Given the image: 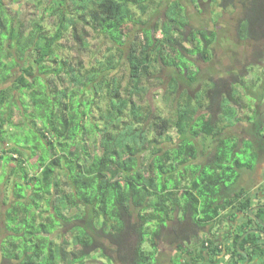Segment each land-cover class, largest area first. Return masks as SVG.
Segmentation results:
<instances>
[{"label": "trees", "instance_id": "trees-1", "mask_svg": "<svg viewBox=\"0 0 264 264\" xmlns=\"http://www.w3.org/2000/svg\"><path fill=\"white\" fill-rule=\"evenodd\" d=\"M207 1L239 11L238 41L264 43V0ZM36 2L25 23L0 0V189L8 197L0 264H86L94 255L160 264L173 247L180 255L171 264L215 262L224 249L201 234L256 221L250 196L235 188L239 170L264 155V113L245 104L246 93L260 91L246 84V66L202 80L197 62L214 59L219 37L216 27L193 25L186 5L202 13L206 0ZM151 15L159 22L150 27ZM152 27L159 38L142 36ZM89 32L110 47L86 68L78 53L91 48ZM64 40L76 58L63 56ZM252 59L263 62L264 48ZM165 68L176 103L166 115L137 102ZM241 122L252 137L229 133ZM242 230L232 249L244 264V252L251 260L264 250L259 233L242 239L252 229Z\"/></svg>", "mask_w": 264, "mask_h": 264}, {"label": "rangeland", "instance_id": "rangeland-1", "mask_svg": "<svg viewBox=\"0 0 264 264\" xmlns=\"http://www.w3.org/2000/svg\"><path fill=\"white\" fill-rule=\"evenodd\" d=\"M5 5L7 6L9 13L12 16H17L19 20L24 21L25 23H28V20L31 19V17H34L38 13L37 8V2L36 0H22L19 3L12 2L10 0H5ZM188 8L190 19L192 20V24L197 27H210L214 28L216 27L217 33H218V42L213 47L214 49V59L210 63H204L202 61L197 62V66L201 69L202 80H205L207 77H210L209 73H213L215 76L218 74V76L223 75L225 70L228 67H231L232 65H235V67H238L240 70L243 68V66L247 67L248 75L246 76V84L248 86H253L256 84V88L259 85L257 81V78H260L262 80L264 78V62H257L255 59H252L253 53L256 52V50L264 48V43H258L257 45L251 44L248 42H240L237 40L236 37V17L239 13L238 12H222L221 9L217 7H211L209 2L206 0V2L201 3V9L202 13H198V10L191 4L186 5ZM221 13L222 17L218 18L217 15ZM148 20L150 21V27L153 23H158L159 18L154 17L151 15V18L148 17ZM214 21H217L216 24H214ZM141 29V28H140ZM139 28L136 29L135 32H141ZM87 31H91L87 28ZM146 33L154 34L158 38L160 37V33L155 34V31L153 30H144L142 32V36ZM88 38L90 39L91 48L89 50H82L78 55L85 61V66L92 67V65H96V59L101 58L103 54L106 53L107 48L110 47L109 43L102 42L97 39L96 36H94L93 32H89ZM65 45V51L63 53V56L66 55V58H68L71 55V58H76L77 53L76 51L69 50V47L74 44L72 41L64 40L63 41ZM75 62V60H72ZM188 65V64H187ZM190 65V64H189ZM118 73H120V77L123 75H127V70L124 66V63L122 67L119 69ZM217 73V74H216ZM173 75V70L170 69H163L160 73H157V77L160 78L162 82H159L158 80H153L148 88L147 92L144 94L143 101L139 100L137 102H141L143 105L150 106L153 110L159 109L160 111L164 112V114H168L173 111V108L175 107L176 103L172 100V97L167 94L168 89V83L170 80V77ZM254 80V81H252ZM60 83V81H59ZM259 89V88H258ZM257 89V90H258ZM252 93H246L247 98L249 99V105L251 109H258L260 112L264 113V105L258 106L254 99L256 97L253 96ZM242 95V94H241ZM252 98V99H251ZM137 99V98H135ZM248 105V104H246ZM247 107V106H246ZM243 115V114H242ZM251 117H254L252 115ZM264 118V116H262ZM253 129V126L249 124L248 122H241L233 129H230L229 133L237 136L240 140L247 139L252 137L251 133L249 131ZM215 143V142H214ZM169 142H166L164 146H168ZM212 145V141L204 142V148L207 149V146L209 147ZM4 167H2V172L0 175V182L1 184H4L5 178L3 175ZM3 189H0V211L4 213V210L6 209L5 204L3 203L4 198H7V195H3ZM11 197V196H10ZM2 238V236L0 237ZM165 245V243H162V246ZM92 261L87 262L86 264H106L107 261L100 259L98 260V257L96 255L93 256ZM97 260V261H96ZM0 262H1V253H0ZM109 264V263H108Z\"/></svg>", "mask_w": 264, "mask_h": 264}, {"label": "crops", "instance_id": "crops-1", "mask_svg": "<svg viewBox=\"0 0 264 264\" xmlns=\"http://www.w3.org/2000/svg\"><path fill=\"white\" fill-rule=\"evenodd\" d=\"M259 88V96L264 100V78L259 82V85L257 88ZM245 104H249V99L245 96ZM257 103V100L253 101ZM201 141H203L201 146L204 145L205 141L211 142L212 140L210 138H200ZM208 147V146H207ZM258 152V151H254ZM261 155V154H260ZM248 167H245L247 169L239 170L241 177L236 185L235 190H245V192L250 196L249 198L252 201V207L253 209H256L253 212L252 218L257 219V213L260 210L264 209V155H261L260 158L253 161L252 163H246ZM251 167V168H249ZM234 190V191H235ZM245 193V194H246ZM246 194V196H247ZM228 212V211H227ZM226 214V212L223 213V215ZM258 220V219H257ZM259 220L264 224V213L260 214ZM243 224H246L248 228L252 230H260L262 231V234L259 232V234L262 236L261 239V248L264 250V225L258 224V221H255L254 219H246L245 217L239 219V221L236 223V226L234 229H230V226L227 223L222 224H215V227L210 232H205L201 234L202 240H208L212 243H215V245H218L219 249H224L223 253L216 258L215 262L210 261H204L201 264H241L239 263V257L233 256V246L232 241L233 237L236 234H241L242 226ZM257 225L259 227H257ZM258 233V232H253ZM242 240V239H241ZM190 249L192 252L199 249V246L197 244L190 245ZM165 254V259L160 264H171L170 263V257L172 256H179V252L173 248H170L169 250H163ZM263 252L260 254H255L253 258L249 261V264H264V254ZM250 259V258H249ZM97 261V260H96ZM100 264V263H99ZM245 264V263H244Z\"/></svg>", "mask_w": 264, "mask_h": 264}, {"label": "water", "instance_id": "water-1", "mask_svg": "<svg viewBox=\"0 0 264 264\" xmlns=\"http://www.w3.org/2000/svg\"><path fill=\"white\" fill-rule=\"evenodd\" d=\"M256 209H252V210H250V212H249V214L251 215V216H253V217H255L254 215H253V212L255 211ZM256 219V218H255ZM256 221H258V223L260 224V225H264L259 219L257 220L256 219ZM252 232H260L261 234H262V231H260V230H250L249 232H247L243 237H242V239L247 235V234H249V233H252ZM264 234V233H263ZM244 254L247 256V260H246V262H245V264H249V261H250V259H249V257H248V255H247V253H245L244 252Z\"/></svg>", "mask_w": 264, "mask_h": 264}, {"label": "clouds", "instance_id": "clouds-1", "mask_svg": "<svg viewBox=\"0 0 264 264\" xmlns=\"http://www.w3.org/2000/svg\"><path fill=\"white\" fill-rule=\"evenodd\" d=\"M264 62V61H263ZM261 63V62H260ZM255 100V99H254ZM256 100H257V105L258 106H263L264 105V100L259 96V95H257L256 96ZM258 110V109H257Z\"/></svg>", "mask_w": 264, "mask_h": 264}]
</instances>
